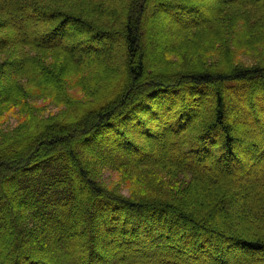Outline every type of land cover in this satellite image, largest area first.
Returning <instances> with one entry per match:
<instances>
[{"label": "trees", "instance_id": "obj_1", "mask_svg": "<svg viewBox=\"0 0 264 264\" xmlns=\"http://www.w3.org/2000/svg\"><path fill=\"white\" fill-rule=\"evenodd\" d=\"M92 1L97 8L107 2ZM117 1L109 0L99 13L109 4L113 10L120 6L114 13L121 11V18L101 24L88 16L87 21L85 13L63 10L60 0H0V12L7 15L2 22L14 32L11 38L5 36L9 31L0 34V49L18 41L26 57L21 68L8 66L1 72L3 84L24 69L43 85L40 91L53 94L58 77L49 70L50 77L32 50L41 56L43 50H60L62 63L72 62L84 76L103 58L96 42L112 32L125 58L119 84L99 105L71 109L51 123L34 118L36 123L1 143L0 264H264V164L245 183L236 174L256 148L260 156L263 150L248 130L238 129L240 119L227 101L232 96L226 95L231 91L236 96V107L244 100L249 125L263 137L264 60L251 68L188 65L184 74L168 66L151 68L140 49L145 17L153 16L148 11L165 10L171 25L179 28L183 21L199 24L204 5L194 0ZM243 1L253 34L238 50L258 36L264 45V0ZM74 24L80 28L73 30ZM213 39L211 35L209 44ZM255 85L263 88L256 96L257 110L243 95L252 94ZM4 91L0 89V99ZM205 101L209 106L199 116L196 107ZM158 102L161 108L152 110ZM25 112L37 115L31 107L25 106ZM131 135L149 142L133 141ZM149 143L147 153L143 147ZM105 145L114 146L109 156L100 152ZM119 147L134 154L135 161L118 154ZM92 154L95 160L89 161ZM100 161L135 186L158 192L121 195L100 180ZM177 175L189 176L183 191L170 181ZM188 188L196 198L187 194ZM81 234L84 241L74 246ZM56 239L61 257L47 254ZM69 248L76 250L75 257L66 256Z\"/></svg>", "mask_w": 264, "mask_h": 264}, {"label": "rangeland", "instance_id": "obj_2", "mask_svg": "<svg viewBox=\"0 0 264 264\" xmlns=\"http://www.w3.org/2000/svg\"><path fill=\"white\" fill-rule=\"evenodd\" d=\"M108 1L109 0H107L106 3L102 1L101 7L99 8L94 5L92 6L91 2H94L92 0H60V3L63 2V4L59 6L65 11L85 13L86 15L83 16L87 21H89L88 17H92L90 20L93 22L97 21L103 24L105 22L114 21L121 18L117 15L118 12L120 13L121 11H116L117 14L114 13L115 10H119L120 6L113 10L109 4L108 10L99 13V10H102L101 8L104 4L107 5ZM115 1L118 3L117 0ZM194 1L200 2L204 5L203 15L205 18L199 20L200 23L197 25L193 24L192 22L185 23V21H183L181 22V27L175 28L173 25H171L174 23L171 17L166 14V11L163 9L158 12L151 13L148 11V14L153 13V16L145 15L146 20L144 21V24L147 30L144 36L145 40L143 38L142 42L140 43V49L145 52L146 58L150 61L151 68H154L155 66L160 68L168 66L169 68L172 67L171 69L174 68L175 70L181 71V74H184L189 71L188 65H190V67L191 65L202 64H209L213 67L239 65L251 68L259 65V62L264 60V45L260 46V36L255 37L254 41H247L245 44L248 47L245 49L238 50V47L241 46V42L243 43V41L248 38L252 39L253 34V32L251 33V29L248 28V24L245 21L244 14L246 9L242 4L243 0H228L226 2L221 0ZM96 8L98 9V12L96 11ZM219 8H221V10L217 11ZM225 9H227V13H225ZM112 10L113 12L111 14L110 11ZM120 15L122 16L121 13ZM3 18H7V15H4L0 12V34L9 31L10 33L5 34V36L9 38L14 37L12 35L14 32L12 31L9 23L2 22ZM181 20H185V18H181ZM210 20L211 22H209ZM216 21L220 22V25H218ZM76 24L72 26L73 30L74 28H80V26ZM102 27H107V25H102ZM68 31H71L70 28ZM231 31L236 32L231 33ZM211 35L214 39L211 44H209ZM95 46L103 49V58H100L98 63L92 68L93 70L84 76L77 74L73 70L72 62L65 61L62 63L63 53L60 50H43L42 56L39 55L37 50H32V54L40 60V64L46 66V71H48L50 77L53 79V73H50L49 70H53L52 72H54L58 77V83L52 87L53 94L50 91H40L39 85L42 84L38 81H33V79L24 69H20L18 74H14L12 79L6 81L5 84L1 83L0 81V89L4 88L5 90V98L0 99V103L5 101L4 103L0 104V146L1 143H5L13 134H16L17 131L18 133L23 131L26 126L36 123L37 120L51 123L57 116L64 115L71 109L84 107L85 109L89 110L99 105L104 98H107L110 95L109 90L119 84L117 83V80H119V78H121V76L124 74L125 58L122 55L119 47V41L114 32L103 36L101 40L96 42ZM22 49L23 47L21 44L19 46L18 41H15L11 45L0 49V74H2L1 72H3L8 66H12L13 69L17 67L21 68L23 66L26 57L21 54V52L23 53V51H21ZM27 50H29V48H27ZM173 73L174 72H171V74ZM114 90H112V92ZM262 91L263 88L261 86L255 85L253 87L252 94L248 92L247 95L246 92L243 94L245 97H243L246 102L250 103L252 108L254 107V109L257 110V107L255 106L257 102L256 96H259ZM46 93H49L50 96H45ZM228 94L232 96V99L231 97H227L229 106H233L235 110L233 113H235V116H238L240 119V125L237 126L238 129L248 130L245 133H249V137H254V141L259 143L263 150V155L260 156L259 153L261 152L257 151L256 148L252 155V159L249 160V162L246 163V165L243 166L241 170L236 172L238 176H241L244 179L242 182L245 183V178H247V176L254 177L259 175L261 172V166L264 164V136L260 138L257 135L256 129L254 128L255 126L249 125L250 121L247 118V114L241 107V105H243V107L247 105L246 103L244 104V100L239 101L238 106L236 107L234 102L238 99L234 94H232L231 91L227 92L226 95L228 96ZM190 97L191 96L186 95L187 100ZM207 97L208 95H204V99ZM8 98L12 99L9 100ZM13 100L15 102H13ZM17 100L19 102H16ZM20 101H23L25 104L20 105L22 103ZM158 105H161V102H158V104L154 105L151 109H160L161 107ZM25 106L31 107L33 110H35V112H37V115H35L33 118L32 116H27L25 112ZM198 106L199 105L196 107L198 114L199 116H203V111L206 110V108L209 106V103L205 101L201 106ZM112 131L115 132V130ZM249 137L245 138L248 139ZM129 138L133 141L136 140L143 144H145V142H149L146 141L143 136L139 137V135H131ZM151 143L146 145V147H143L147 153L151 152ZM105 146H107L106 149L100 150V152L101 154L109 156V153L111 149H114V146ZM83 148L86 149L85 147ZM90 150H93L94 154V149ZM126 151L127 150L125 148L122 149L119 147L118 154L125 155L127 160L135 161L136 156L134 154H128ZM93 154L91 157L90 155L88 156L89 161L92 159L95 160ZM149 157L144 158V160ZM83 158L87 159L85 155ZM241 158L243 159V157ZM97 165V170L101 175L100 180L108 187H115V189L125 197L131 196L135 193L134 195H136L137 198L141 196H147L149 194L155 195L158 192V190L153 189L145 190L144 187L139 184L137 185L140 187L135 186L133 183H130V180H125L124 177L116 170L110 169L109 165L104 162L101 163L100 161V163ZM204 174L207 176L209 173L206 172ZM161 179H163V177H161ZM185 179L186 178L184 175H177L170 181L177 184L178 190H181L182 187L183 191V185L186 181H189V176H187V180ZM189 189L191 190V188L187 189V194H192L191 197L196 198L193 193H188ZM236 204H239V201L238 203L236 202ZM217 221L219 220H216V222ZM30 223L32 224V221ZM78 237L79 240L74 243V246H76L77 243L81 241L83 242L85 239L82 234ZM48 246H51L50 248L52 249V251L47 253L48 255L54 257H57L58 254L60 257L64 255L61 250L60 239L54 240ZM75 251L76 250L69 248L66 252V256L71 258L75 257ZM159 256L163 257L165 255ZM62 258L58 259L60 260ZM238 262L239 261H237V264Z\"/></svg>", "mask_w": 264, "mask_h": 264}, {"label": "bare ground", "instance_id": "obj_3", "mask_svg": "<svg viewBox=\"0 0 264 264\" xmlns=\"http://www.w3.org/2000/svg\"><path fill=\"white\" fill-rule=\"evenodd\" d=\"M123 141V140H122ZM143 244V243H142ZM138 246V245H137ZM139 246H140V244H139ZM142 246V245H141ZM143 247V246H142ZM139 251V250H138ZM138 259V258H137Z\"/></svg>", "mask_w": 264, "mask_h": 264}]
</instances>
